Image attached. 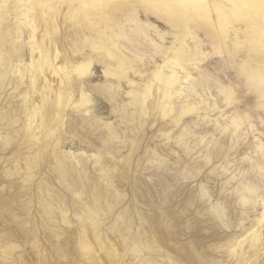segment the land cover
<instances>
[{
    "label": "bare ground",
    "instance_id": "6f19581e",
    "mask_svg": "<svg viewBox=\"0 0 264 264\" xmlns=\"http://www.w3.org/2000/svg\"><path fill=\"white\" fill-rule=\"evenodd\" d=\"M121 1L0 0V264H184L167 250L178 242L163 248L150 224L148 233L144 218L128 213L131 203L135 215L151 203L119 196L151 172L186 181L195 193L190 212L221 226L213 254H199L197 264H264V117L250 112L264 114V62L230 54L242 42L256 44L257 21L231 24L217 37L193 18L177 27L159 9L197 12L191 0H125L126 13ZM241 1L194 3L221 15L236 13ZM150 48L166 55L143 61ZM209 49L216 56L207 62ZM239 75L246 92L233 99ZM103 91L112 121L86 104ZM157 112L169 117L157 123ZM134 121H149L150 131ZM75 137L81 146L72 150ZM141 139L132 149L129 142Z\"/></svg>",
    "mask_w": 264,
    "mask_h": 264
},
{
    "label": "rangeland",
    "instance_id": "374dc122",
    "mask_svg": "<svg viewBox=\"0 0 264 264\" xmlns=\"http://www.w3.org/2000/svg\"><path fill=\"white\" fill-rule=\"evenodd\" d=\"M190 4H192V6H194V8H196L198 11L197 12H194V11H191V10H187L186 8H180V7H177V6H174L173 7V9H172V11H169L168 9H166V8H164V7H160L159 9H161V13H162V15H164V16H166V17H168V18H172L173 20H174V22H175V25L178 27H180V26H182L183 27V24L184 23H186V21H188L189 19H191V18H193L195 21H197L198 22V25H199V27H206L207 29H208V31H210V32H212V33H214L217 37H222L225 33H226V31H227V29H228V26H230L231 24H236V23H239V22H248V24L249 23H251V21H253V20H256L257 21V23H256V25H255V27L257 28V32H255V33H253V36H256V38H257V42H256V44H251V43H249L248 41H245V42H242V45L240 46V47H237V48H231L230 49V54L231 55H233L236 59H239L241 56H243L244 54H246V51L248 52L247 54H249L250 56H251V62L253 63V61L254 60H260L261 62H264V30H260L259 28H261V26H264V0H242L241 2H240V8H238L237 9V11H236V13H224V14H221V15H218V13L216 12V10L211 6V7H204V6H202L201 5V3H194V0H191V3ZM247 5V6H246ZM119 8H120V10H121V12L122 13H126V12H128V10H130L132 7L125 1V0H123V1H121V4H120V6H119ZM238 12V13H237ZM213 17H214V19H213ZM220 22V26H219V22ZM159 25H161V26H163V27H165V25L162 23V22H159ZM191 26H194V24L192 23L191 24ZM249 26H250V24H249ZM166 28V27H165ZM250 29V28H249ZM181 30V29H180ZM251 30V29H250ZM252 30H254V29H252ZM180 33H185V29L183 28L181 31H180ZM222 33V34H221ZM6 35V34H5ZM6 38L7 39H10V35L9 34H7L6 35ZM122 38H124V37H122ZM122 38H120V42H123L124 44H130L131 45V43H128L129 41L126 39H122ZM261 42H260V41ZM128 41V42H127ZM129 45V46H130ZM135 45H137V43H135ZM145 46V45H144ZM143 46H141V48H142ZM148 46L146 45V47H145V50H146V48H147ZM149 49V48H148ZM148 49H147V53H145V54H151V51H152V49L150 48V52L148 51ZM122 50H124V51H126L124 48H122ZM143 50H144V47H143ZM144 50V51H145ZM162 51V52H161ZM161 51H157V54L155 53L156 51H154V54H153V51H152V54L149 56H147V55H145L144 53V55L142 56V58H143V61L146 59V60H148L149 58H151V56H155L156 55V57H154V59L156 58V60L157 61H160V60H162L163 58H164V56L166 55V53H165V50H161ZM209 51H210V54H209V59H207L208 61L207 62H209V60L212 58V55H214V56H216V54L215 53H213V50L211 49H209ZM128 52V51H127ZM149 52V53H148ZM159 53V54H158ZM128 56H129V58L130 59H133V60H137V58L136 57H134V55L132 54V53H130V52H128V54H127ZM158 55V56H157ZM160 55V56H159ZM238 55H240V56H238ZM211 56V57H210ZM213 56V58H212V60L215 58ZM136 62V61H135ZM134 62V63H135ZM137 63V62H136ZM138 65L140 66V67H144V63L141 61V63H140V61L138 62ZM94 67H95V69H94ZM93 67V72H94V74L97 76V78L100 80V81H102V77H98V76H100V74L101 73H99L100 72V69L97 67V66H94ZM224 70L226 69V68H223ZM223 69H221V70H217L218 71V73L221 71V72H224V70ZM262 69H264V65H263V68ZM215 71V70H214ZM213 71V72H214ZM217 71H216V74H218L217 73ZM215 73V72H214ZM222 75H223V73H221ZM219 75H220V73H219ZM222 75H220V76H222ZM240 77L239 78H237L238 80V85H236L237 87H238V91H236V92H238V93H235V95L233 96V99H235L236 97H240V98H242V96L244 95V92H246V87L247 86H245L244 85V83H243V81H240L242 78V75H239ZM241 82V83H240ZM241 84V85H240ZM242 86V87H241ZM242 89V90H241ZM104 93L106 92V91H103ZM104 93H103V95H100V96H98L99 94H97V92L95 93V92H91L90 94V96H89V98H90V100H89V102H87L86 104H90V105H92L93 106V110L95 111V113L97 114V116L102 120V121H112L113 120V117H112V115H111V113H110V102L109 101H107V95H111V94H108V92L107 93H105L106 94V96L104 95ZM97 94V95H96ZM93 96V97H92ZM103 96V97H102ZM104 97H106V98H104ZM119 97V99L121 98V96L119 95L118 96ZM106 99V100H105ZM97 107V108H96ZM106 107V108H105ZM96 109V110H95ZM99 109V110H98ZM262 110H258V109H256V107H250V112H251V114L252 115H258V114H261L263 117H264V114L261 112ZM103 113V114H102ZM158 113V114H157ZM156 114H155V117L153 118L154 120H156V122L158 123V122H160L161 120L163 121L164 119H163V117L166 119V117H169V115H164V114H162V112H157ZM160 113V114H159ZM110 114V115H109ZM191 114L192 115V112L191 111H188V112H184V114L182 113L179 117H180V119H186L187 118V116H188V118L190 117L189 115ZM157 115V116H156ZM158 115H159V117H158ZM161 115V116H160ZM185 115H187V116H185ZM184 116V117H183ZM161 117H162V119H161ZM183 117V118H182ZM157 118V119H156ZM160 118V119H159ZM106 119V120H105ZM101 121V122H102ZM134 123H136V126L137 127H140V126H142V125H144V123L145 122H143V124H141L140 125V123L139 124H137V122L136 121H134ZM149 121H146V124L143 126V129H144V131H146V132H149L150 131V129L151 128H149L148 127V125H149ZM138 125H140V126H138ZM147 128V129H146ZM153 128V127H152ZM139 141V142H138ZM136 140V142H138V143H136L135 142V140L134 141H131V142H129V144H132L134 147H132V149L134 148L135 150H138V148H137V146L139 147V149L144 145V143H145V141L144 140ZM143 141V142H142ZM143 143V144H142ZM73 144V145H72ZM137 144V145H136ZM139 144V145H138ZM142 144V145H141ZM71 145V146H70ZM131 145V146H132ZM136 145V146H135ZM81 146V144L80 143H78V140H77V137H75L71 142H68L67 143V147L68 148H70V149H72V150H75L76 148H78V147H80ZM141 146V147H140ZM93 147V148H92ZM137 148V149H136ZM86 149L88 150V151H92V149H94V146H87L86 147ZM122 153H124L125 154V151H123ZM153 176H152V175ZM151 174H150V176H148V177H150L149 179H148V177H147V179L146 180H144V179H140L141 180V182H143V183H140V181H139V179L138 180H135V182L134 181H132V180H130L129 181V183L128 184H126L125 186H124V188H123V186L121 187L122 189H121V191L123 192H121L122 194H120L119 196H124L125 194H124V192H126V195L127 196H124L123 198H125V197H127V199H132L133 200V202H134V199H139L140 200V198L139 197H141L142 199L140 200V201H143V199L145 200V203H147L148 205H149V202L151 203L150 204V206L148 207L149 208V211L147 212V213H140L139 212V214H137V215H135L133 212V204L131 203V205L129 206V207H131V208H129V210H128V213L131 215V216H133V219H134V221H135V219L138 217V215H140L141 217H143L144 218V220H145V223H146V232H148L149 233V231H150V233L151 234H153V232L155 233L153 236H155L156 234H158L157 236H155L156 238V241H157V243L159 244V245H161L163 248H165V249H167L168 251H169V249L173 252L174 251V253H172L171 251H169L170 252V254H173V256L174 257H176L177 259H179L180 258V261L182 262V260L183 261H185L184 262V264H188V263H190V264H194V263H199V262H197V261H199L200 259H202L204 256L205 257H209L210 255L209 254H213V252H214V250H211V246H215V244H217L218 243V241H219V235H218V231L221 229V226L219 225V223H217L216 222V224H212V223H205V224H203L202 222H200V219L199 218H197L198 216H196V215H194L192 212H190L191 210H192V206H193V204H194V194L195 193H193L192 191H188V188H187V186H186V181L185 182H183L182 184H184V185H181L179 182H181V181H179V180H176V179H172V177H170V176H168V175H163V177H161L162 175L161 174H158V173H155V172H151ZM156 174V175H155ZM158 175V176H157ZM160 175V176H159ZM52 177V178H51ZM51 177L49 178V181L51 180V183H53L54 184V182L56 183V181H55V179H57V178H55L56 177V175H51ZM152 177V178H151ZM156 177H157V179H156ZM159 177V178H158ZM160 177L162 178V179H160ZM167 177H169V178H167ZM55 178V179H54ZM164 178H165V180H164ZM154 179H156V181L154 180ZM159 179H160V183H158L159 182ZM151 180V181H150ZM152 180H154V181H152ZM183 181H184V179H182ZM54 181V182H53ZM137 181V182H136ZM146 181V182H145ZM158 181V182H157ZM164 181V182H163ZM170 181V183L172 182V181H177V184L175 183L174 184V182H172L173 183V186H174V188H173V186H171L173 189H169V188H171V187H169L170 185H172V183L170 184H167L168 182ZM133 182H134V184H138V186L137 185H134L133 184ZM154 182V183H153ZM165 182H167L166 184H165ZM146 183V184H145ZM148 183V184H147ZM142 184H144V185H142ZM162 184H164L166 187H164V185H162ZM132 185H133V188H132ZM154 185V186H153ZM134 186L137 188H139L141 191H138V188L136 189L135 188V190L138 192V195L140 194V192H144V193H141L140 194V196H138L136 193V191H134ZM142 189H141V188ZM145 187H147V191H146V188ZM164 187V188H163ZM186 187V188H185ZM133 189V192H132V189ZM149 188L151 189V190H149ZM168 188V189H167ZM167 189V191L165 192V190ZM177 189V190H176ZM179 189V190H178ZM184 189V190H183ZM186 189V190H185ZM168 190H170L169 192H168ZM128 191V192H127ZM150 191V192H149ZM171 191L173 192V193H175V194H171ZM179 192V193H176V192ZM210 191H211V189H210ZM135 192V193H134ZM148 192V193H147ZM184 192H185V194H184ZM134 193V194H133ZM192 193V194H191ZM148 194V195H147ZM156 194V195H155ZM169 194H171V195H169ZM181 196H180V195ZM189 194V195H188ZM135 195H137V196H135ZM144 195V196H143ZM166 195V196H165ZM167 195H168V197H167ZM172 195H174V196H172ZM180 196V197H177V196ZM183 195V196H182ZM118 196V197H119ZM135 198H134V197ZM155 196H156V198H155ZM130 197V198H129ZM144 197V198H143ZM162 197H164L163 199H162ZM167 198V200H166V198ZM177 197V198H176ZM146 198H147V200H146ZM152 198V199H151ZM155 198V199H154ZM163 200H161V199ZM169 198H171V201H170V199ZM176 198V199H175ZM187 198H189V199H187ZM192 198V199H191ZM112 199V198H111ZM114 199V198H113ZM160 199V200H159ZM165 199V200H164ZM169 199V200H168ZM178 199V200H177ZM66 200H68L67 198H66ZM149 200H151V201H149ZM153 200H157V202L155 203H153ZM187 200V201H186ZM148 201V202H147ZM161 203H160V202ZM179 201V202H178ZM185 201V203H183ZM189 201V204H187V202ZM144 202V201H143ZM159 202V203H158ZM162 202H163V204H162ZM166 202V203H165ZM169 202V204L168 205H165V204H167ZM171 202V203H170ZM176 202H178V203H176ZM191 202V203H190ZM193 202V203H192ZM160 204V207H156V209H155V206H157L158 204ZM155 205V206H153V205ZM178 204V205H177ZM184 204H186V206L184 205ZM152 205V206H151ZM161 205H163V207L161 206ZM174 205V206H173ZM177 205V206H176ZM159 206V205H158ZM164 206H165V208H164ZM169 206V207H168ZM185 208V210H183L184 208ZM154 207V208H153ZM167 207H168V209H167ZM172 207H173V209H172ZM176 207V208H175ZM157 208H159V210L157 209ZM161 208V209H160ZM163 208V209H162ZM170 208V209H169ZM179 208H182V210H180ZM187 208H189V210L187 209ZM165 209V210H164ZM189 211H187V210ZM160 210H162V214H161V211ZM170 210H173V211H170ZM176 210H179V211H177L176 212ZM153 213H152V212ZM156 211V212H155ZM169 211V212H168ZM184 211H187V212H183ZM158 212V213H157ZM172 213V215H171V213ZM176 212V213H175ZM169 213V214H168ZM178 213H180V214H178ZM186 213V214H185ZM133 214V215H132ZM164 214V215H163ZM176 214H178L177 216H176ZM191 214V215H190ZM196 216V218L193 216ZM143 215V216H142ZM154 215V216H153ZM159 216V218H158V216ZM161 215V216H160ZM168 215H169V217H168ZM182 215V216H181ZM187 215H188V217H187ZM151 216V217H150ZM176 216V217H175ZM164 217H166V218H164ZM174 217V218H173ZM177 217H178V219H177ZM185 217H187V221H185ZM156 218V219H155ZM172 218H173V221H172ZM188 218H190L189 220H188ZM192 218V219H191ZM153 219L155 220V222L153 221ZM157 219H158V221L160 220V222H163V223H159L158 221H157ZM162 219V220H161ZM163 219H165L164 221H163ZM169 221H168V220ZM177 219V220H176ZM194 219H195V221H194ZM171 220V221H170ZM176 220V221H175ZM179 220V221H178ZM181 220V221H180ZM193 220V221H192ZM148 221V222H147ZM150 221V222H149ZM151 221H152V223H151ZM168 224H167V223ZM172 222H174V223H176L175 225H174V223H172ZM179 222V224H177ZM180 222H182L183 224H181ZM198 222V223H197ZM150 224L149 226H151V227H153V229L151 228V227H149L148 226V224ZM153 223H155V224H153ZM165 223L167 224V225H170V226H168V228L166 229V226H164L165 225ZM188 225H187V224ZM158 224H162V227H165V229H161V225H160V227L158 226ZM184 224L186 225L185 227H184ZM155 225V226H154ZM180 225V226H179ZM183 225V226H182ZM173 226V227H172ZM177 228H176V227ZM179 226V227H178ZM182 226V227H181ZM219 226H220V228H219ZM148 227L150 228V230L148 231ZM159 227V228H158ZM171 227V228H170ZM177 229H175V228ZM218 227V228H217ZM158 230V232L155 230ZM174 228V229H173ZM186 228H188V230L186 229ZM206 228V229H205ZM210 228H212L211 229V231H210ZM170 229H171V231H170ZM181 229V230H180ZM186 229V230H185ZM206 231L207 229V231H206V233L203 231ZM163 230H164V232H163ZM173 230V231H172ZM175 230H176V233L178 232V233H181L182 231L184 232L185 231V235H186V237L185 238H183V237H180V236H178V235H180V234H175ZM180 230V231H179ZM160 231L163 233H160ZM215 231V232H214ZM165 232H170V233H168V235H166V233ZM175 235H174V234ZM173 234V235H172ZM177 235V236H176ZM188 235V236H187ZM211 235H212V237H211ZM159 236V237H158ZM172 236V237H171ZM160 239V240H159ZM168 239V240H167ZM169 239H170V242L172 243V241L171 240H174V244L175 243H177L178 242V245H176V247L173 249L172 247H169L170 245V243H169ZM165 240V241H164ZM182 240H184L185 242H183ZM218 240V241H217ZM159 241V242H158ZM176 241V242H175ZM179 241H181V242H179ZM210 241H215V242H210ZM169 243V244H167V243ZM165 243V244H164ZM209 243V244H208ZM215 243V244H214ZM211 244V245H210ZM213 244V245H212ZM167 245H169V246H167ZM207 245H210V247H208L207 248ZM166 246H167V248H166ZM180 248H179V247ZM179 248V249H178ZM210 248V249H209ZM213 249V248H212ZM176 250H177V253H176ZM210 250V251H209ZM180 251V252H179ZM195 252V253H194ZM207 252H209V254H207ZM194 253V254H193ZM206 253V254H205ZM191 254V255H190ZM196 254V255H195ZM197 254H198V257H197ZM199 254H201L200 255V259H198L199 258ZM205 254V255H204ZM178 255V256H177ZM181 255V256H180ZM195 255V256H194ZM204 255V256H203ZM207 255V256H206ZM194 257V258H192V257ZM179 257V258H178ZM202 257V258H201ZM204 257V258H205ZM183 258V259H182ZM192 260H196V261H192ZM187 262V263H186ZM192 262V263H191Z\"/></svg>",
    "mask_w": 264,
    "mask_h": 264
}]
</instances>
